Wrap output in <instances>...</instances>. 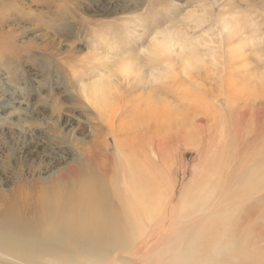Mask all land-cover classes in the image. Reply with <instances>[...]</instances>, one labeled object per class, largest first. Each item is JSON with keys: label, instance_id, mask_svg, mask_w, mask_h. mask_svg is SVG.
Instances as JSON below:
<instances>
[{"label": "rangeland", "instance_id": "374dc122", "mask_svg": "<svg viewBox=\"0 0 264 264\" xmlns=\"http://www.w3.org/2000/svg\"><path fill=\"white\" fill-rule=\"evenodd\" d=\"M0 10L3 193L85 162L130 207L126 178L141 166L175 208L185 187L209 182V212L227 211L203 246H167L169 216L151 236L129 232L130 252L73 264H264V0H0ZM92 86L107 87L101 109ZM231 233L236 252L220 241Z\"/></svg>", "mask_w": 264, "mask_h": 264}, {"label": "bare ground", "instance_id": "6f19581e", "mask_svg": "<svg viewBox=\"0 0 264 264\" xmlns=\"http://www.w3.org/2000/svg\"><path fill=\"white\" fill-rule=\"evenodd\" d=\"M194 28L197 27L194 26ZM237 28H239L237 24L231 25L230 28L227 27L232 36L228 37V44L233 41L235 33L239 32ZM230 29H233L232 32L229 31ZM186 39L187 42L192 43L197 41L198 37L193 40L192 38ZM162 46H167V44L163 43ZM6 53V48H0L1 55ZM193 61L196 60L193 58ZM95 86H92L94 89L89 92L87 99L101 109L107 105L105 99L107 87L95 88ZM92 91L101 93V96H93ZM104 102H106L105 105ZM91 160L90 158L89 161ZM83 165H86L84 171L86 182L80 187L77 186V180L81 175ZM126 168H130V165ZM136 169L137 177L128 172L124 186L126 192L130 188L128 190L130 207L122 204L118 197L115 206L114 200L117 192L122 191L123 188L116 191L115 183L110 185L101 175L96 172L92 173V166L85 162L72 164L66 170H58L57 173L52 176L48 174L49 176L45 178L37 176L35 179H23L8 194L0 189V260L11 264H55L58 260H64L73 264L81 258H90L91 261L102 263L114 258L117 253L130 252L131 246L125 243L129 232L140 228L147 236H151L158 231L169 216L172 217L170 229L163 236L167 239V246L175 245V250H178L182 244L184 246L205 245L209 228L219 225V216L227 214V211L218 215L212 214L208 209V205L212 202L213 189L217 188V183L210 185L209 182H205L200 183L196 188L195 185H192L193 188L185 187L183 191L181 190L178 207L175 208L172 200L175 193L169 189L170 186L169 188L161 187L157 179L153 181V177L151 180L154 184L148 187L147 174L141 166ZM248 191L253 194L258 192L251 187ZM221 198L224 199V196ZM200 214L204 216L195 217ZM210 221L217 223L209 225ZM225 226L234 229L231 222L223 223V229ZM233 234L231 233L230 236L232 237ZM220 241L228 247L229 251L236 252L233 237L230 240L223 237ZM211 252L215 253L216 250L211 249ZM115 260L121 261V258L116 257ZM230 260L238 261L237 258ZM139 261L140 258L135 256L129 264H139ZM179 263L180 261L175 257L172 258L171 264Z\"/></svg>", "mask_w": 264, "mask_h": 264}]
</instances>
